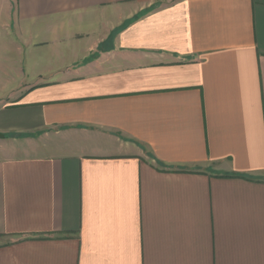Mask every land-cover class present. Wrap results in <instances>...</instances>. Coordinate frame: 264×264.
Returning a JSON list of instances; mask_svg holds the SVG:
<instances>
[{
	"label": "crops",
	"instance_id": "obj_1",
	"mask_svg": "<svg viewBox=\"0 0 264 264\" xmlns=\"http://www.w3.org/2000/svg\"><path fill=\"white\" fill-rule=\"evenodd\" d=\"M0 134V264H264V0H0Z\"/></svg>",
	"mask_w": 264,
	"mask_h": 264
},
{
	"label": "rangeland",
	"instance_id": "obj_2",
	"mask_svg": "<svg viewBox=\"0 0 264 264\" xmlns=\"http://www.w3.org/2000/svg\"><path fill=\"white\" fill-rule=\"evenodd\" d=\"M127 22H128V20H125L124 23H123L119 28H122L125 24H127ZM116 31H117V30H114V31L111 33V35H109V37H108L104 42H102V44L100 45V46L103 47L104 50H106V49L108 50V49L110 48V46H111V42H112V36H113L114 33H116ZM98 50H99V49H98ZM104 50H103V51H104ZM99 51H100V50H99ZM101 51H102V50H101ZM101 51H100V52H101ZM98 54H99V53H98ZM94 55H95V54H94ZM94 55H93V56H94Z\"/></svg>",
	"mask_w": 264,
	"mask_h": 264
},
{
	"label": "trees",
	"instance_id": "obj_3",
	"mask_svg": "<svg viewBox=\"0 0 264 264\" xmlns=\"http://www.w3.org/2000/svg\"><path fill=\"white\" fill-rule=\"evenodd\" d=\"M115 35H116V33H114L113 34V36H112V40L114 39V37H115ZM112 43V42H111ZM111 47V46H110ZM99 50L101 51H103L104 49H103V47L102 46H99ZM95 56H93V58H94Z\"/></svg>",
	"mask_w": 264,
	"mask_h": 264
},
{
	"label": "water",
	"instance_id": "obj_4",
	"mask_svg": "<svg viewBox=\"0 0 264 264\" xmlns=\"http://www.w3.org/2000/svg\"><path fill=\"white\" fill-rule=\"evenodd\" d=\"M0 138H3V135L0 134Z\"/></svg>",
	"mask_w": 264,
	"mask_h": 264
}]
</instances>
